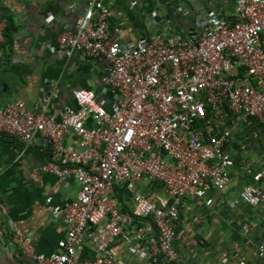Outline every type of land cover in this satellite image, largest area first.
<instances>
[{"label":"built area","instance_id":"1","mask_svg":"<svg viewBox=\"0 0 264 264\" xmlns=\"http://www.w3.org/2000/svg\"><path fill=\"white\" fill-rule=\"evenodd\" d=\"M110 16L104 0H86L75 27L57 35L54 50L60 59L81 51L110 64L100 79L114 97L108 108L86 88L72 90L76 106L63 105L59 119L45 113V95L37 110L21 99L0 106V133L24 143L43 136L51 154L41 169L70 175L79 185L73 201L53 210L66 226L57 250L36 252L30 238L12 231L32 264L173 263L181 212L210 207L211 192L229 186L233 172L249 182L232 205L264 206V167L245 159L248 141L233 140L250 117L264 123V0H235L232 21L212 14L186 33L164 25L125 42L110 37ZM3 28L0 21V55ZM70 134L77 147L65 144ZM120 189L126 191L121 197ZM262 215L264 221V209ZM247 223L241 229L250 235ZM253 237L244 243L255 245L264 264V240ZM87 243L92 249L84 258ZM232 248L236 253L220 251V263L247 264L245 251Z\"/></svg>","mask_w":264,"mask_h":264},{"label":"crops","instance_id":"2","mask_svg":"<svg viewBox=\"0 0 264 264\" xmlns=\"http://www.w3.org/2000/svg\"><path fill=\"white\" fill-rule=\"evenodd\" d=\"M104 3L111 10L109 35L120 42L135 39L143 32L157 31L164 25L186 33L200 27L212 14L234 20L235 0H104ZM85 4L86 0H0V21L6 31L0 55V106L21 99L27 109L37 110L42 105L38 98L45 95L48 97L45 113L59 119L63 105L76 106L71 95L76 88L92 89L100 104L110 106L114 97L100 80L106 66L104 59L86 57L81 51L60 59L54 51L57 35L75 27ZM250 120L234 132V144L239 139L248 141L250 153L245 159L252 165L256 163L253 167H264V136L255 129L258 121ZM64 142L70 148L78 145L73 134L67 135ZM50 154V142L41 135L24 143L0 133V228L3 229L0 264H32L24 250L25 242L13 237L14 229L22 237L30 238L36 252L45 254L57 250V242L66 234V226L53 210L61 212L73 201L79 185L70 175L60 177L41 169ZM241 158L238 156L239 161ZM248 182L246 174L233 172L229 186L211 192L214 202L210 207L196 206L187 212L189 218L192 213L198 218L192 222L191 218L183 219L181 230H176L180 233L174 244L178 257L170 264H221L220 251L236 253L233 245L237 252L245 251L251 264L257 261L255 245L247 246L244 242L250 235L254 241L264 240L261 233L264 206L250 210L243 203L233 206L230 201ZM244 221L251 225L250 235L242 233ZM199 222L202 243H197L192 235V223ZM188 230L190 234H185ZM91 249L87 243L82 257H88Z\"/></svg>","mask_w":264,"mask_h":264},{"label":"trees","instance_id":"3","mask_svg":"<svg viewBox=\"0 0 264 264\" xmlns=\"http://www.w3.org/2000/svg\"><path fill=\"white\" fill-rule=\"evenodd\" d=\"M5 27V26H4ZM5 28H3V35H4V39H5V37H6V31L4 30ZM3 45V44H2ZM1 48H2V46H1ZM251 119V120H250ZM253 119H256V118H254V117H250L249 118V120H250V122H253V123H256V122H254L253 121ZM248 120V121H249ZM257 120V119H256ZM258 121V120H257ZM255 129H257V132H258V134L259 135H262V136H264V123H262V122H259L258 121V123H257V125H256V127H255ZM251 177V176H250ZM125 193H126V191H124L123 189H120L119 191H118V193H117V195L119 196V197H121L122 195H125ZM125 209H127V210H129V207H127V206H125V207H123V210H125ZM188 211H183V212H181V214H180V216H179V218H180V220L178 221V223H176L175 224V230H180L181 229V222L183 221V219H189L190 220V218H191V222H192V216H190V218L188 217L189 216V214L187 213ZM187 214V216L186 217H184L185 215ZM263 223H264V221H262ZM192 227H193V229H196L195 230V232H194V234L192 233V235H193V237H194V239H195V241L197 242V243H202V240H201V234H200V222L199 223H192ZM175 244V243H174ZM259 262L258 261H254V263H252V264H258ZM164 264H170V263H164ZM247 264H251L250 262H249V259H247Z\"/></svg>","mask_w":264,"mask_h":264},{"label":"rangeland","instance_id":"4","mask_svg":"<svg viewBox=\"0 0 264 264\" xmlns=\"http://www.w3.org/2000/svg\"><path fill=\"white\" fill-rule=\"evenodd\" d=\"M251 150H253V148H251ZM252 152H253V151H252ZM252 152H251V153H252ZM251 165H252V164H251ZM252 166H256V163H255L254 165H252ZM236 214H237V213H236ZM199 228H200V227H199ZM180 230H181V229H180ZM195 230H196V229H193V232H192V233H194ZM189 232H190V230H188V231H186V232H184V233H185V234H190ZM206 232H207V230H206Z\"/></svg>","mask_w":264,"mask_h":264},{"label":"water","instance_id":"5","mask_svg":"<svg viewBox=\"0 0 264 264\" xmlns=\"http://www.w3.org/2000/svg\"><path fill=\"white\" fill-rule=\"evenodd\" d=\"M219 18H222L221 16H218ZM223 20H225V21H228L227 19H225V18H222ZM97 58H99V57H95V59H97ZM106 64H108V66H110V64L109 63H107L106 62ZM51 145V144H50Z\"/></svg>","mask_w":264,"mask_h":264}]
</instances>
